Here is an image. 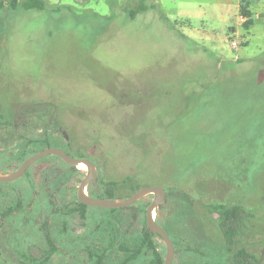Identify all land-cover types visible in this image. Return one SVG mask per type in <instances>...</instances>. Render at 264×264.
I'll use <instances>...</instances> for the list:
<instances>
[{"label": "rangeland", "instance_id": "obj_1", "mask_svg": "<svg viewBox=\"0 0 264 264\" xmlns=\"http://www.w3.org/2000/svg\"><path fill=\"white\" fill-rule=\"evenodd\" d=\"M24 1L0 11V171L19 163L3 156L13 154L16 131L21 146L52 128L54 139L33 145V154L64 147L53 129L60 125V141L67 135L72 151L96 161L102 180L119 182L115 198L137 186L166 187L168 205L155 218L177 242L172 264L231 259L217 213L206 208L217 204L247 213L229 248L245 245L264 260V10L246 28L239 0H44L41 9ZM56 160L42 156L20 178L0 182V212L27 205L0 221V264L164 258L158 237L155 251L142 241L140 208L152 194L127 208L62 206L64 216L31 198L29 186L39 195L44 184L34 182L33 168L38 163L41 180ZM43 178L54 175L46 170Z\"/></svg>", "mask_w": 264, "mask_h": 264}, {"label": "flooded vegetation", "instance_id": "obj_2", "mask_svg": "<svg viewBox=\"0 0 264 264\" xmlns=\"http://www.w3.org/2000/svg\"><path fill=\"white\" fill-rule=\"evenodd\" d=\"M52 102V101H51ZM52 106L54 107V109H55V111H56V114H55V117H56V119H59V116H58V114H57V112H58V107H60L59 106V104H57L56 102L54 103V102H52ZM24 107H28V106H24ZM57 108V109H56ZM60 110H61V107H60ZM46 115H38V117L39 118H41L42 119V117H43V119H44V117H45ZM60 116H61V114H60ZM6 117H9V116H6ZM16 117V116H15ZM19 118V117H18ZM51 118V117H50ZM15 119H17V118H15ZM9 122V121H8ZM16 122H18V121H16ZM53 124V123H52ZM15 125H17V124H13V126H15ZM48 127H50V125L48 126ZM55 128V139H56V141H58V142H63V144L62 145H64V147H59V148H61V149H63L64 151H65V153L66 154H68V155H70V156H73V155H71L70 154V151H72L71 149H70V145H69V140H68V137H67V135L63 138V140H59V137L57 136L58 134H59V128H60V125H53V129ZM52 130V128L50 127L49 129H48V131H46L44 134V136L43 137H40V138H46L47 139V141H49L50 139H54L53 137H50V135H49V133H50V131ZM19 136V137H18ZM41 136V135H40ZM20 139H22L21 138V134L19 133V131H16V133L13 135V142L8 146V148H12V149H14V151H13V153L14 152H17V151H19V148L20 149H23V150H25L26 152H27V149H29V151L32 149V146L33 145H36L37 144V142H34V144L33 143H31V145L30 146H27L26 145V143H27V139L28 138H24L23 140H21V146H18V145H16L17 144V141L18 140H20ZM15 140V141H14ZM41 142V141H40ZM39 143V142H38ZM42 143H44L43 141H42ZM55 147H58V146H55ZM43 148H45V147H43ZM43 148H41V149H43ZM40 149V150H41ZM39 151V150H38ZM38 151H36V152H38ZM35 152V153H36ZM72 152H74V153H76L75 151H72ZM29 155L28 156H30V155H32V154H30V152L28 153ZM34 154V153H33ZM48 155V154H47ZM54 155V154H53ZM5 156H7V155H5ZM27 156V157H28ZM60 161H62L63 163H64V165L62 166L61 164L60 165H58L59 164V162L60 161H58V160H56V162L54 163H52L51 165H49L47 168H45L43 171H42V179L40 180V179H37L36 177H35V172L37 171V170H40V169H38L39 168V165H38V163H37V166L36 167H34L33 168V172H32V176L34 177V182L35 183H37L38 185H40V184H42V183H44V184H42V189H41V191H40V194L39 195H37L36 193H34L33 192V187H30L29 186V190H30V197L32 198H37V197H41V201L39 202L40 204H41V202L43 201V200H45L46 202H44V203H49V204H51V207L53 206L54 207V210H57L56 212H58L60 215H62V216H64V215H66V211H63V208H62V206H64V207H68V206H70L69 208H67L68 210H70V209H72L73 211H84V209H86V208H90V207H96V206H88V205H86L87 207H82L80 204H79V202H81L79 199H78V197H77V187H78V185H79V183H80V181H81V179L85 176V170L86 169H84L85 167L84 166H81V165H79L78 166V168L76 169V167L77 166H72V165H69V164H67L65 161H63L60 157H58L57 155H55ZM73 157H83V158H87V159H89L90 161H92L94 164H95V166H96V173H97V175H96V179H95V182H92V181H90V182H88V184L86 185V190H87V192H88V194L90 195V196H92V197H100V198H108V197H106V196H97L99 193H100V191H102L103 189H101V187L103 186V183H105V182H108V181H112V180H102L101 179V177L99 176V173H100V169H99V167H98V164L96 163V161L91 157V156H89V155H86V154H77L76 153V155L75 156H73ZM3 158V157H2ZM25 159V158H24ZM23 159V160H24ZM22 160V161H23ZM21 161V162H22ZM20 161H19V163H18V165L21 163ZM35 162V161H34ZM33 162V163H34ZM33 163L31 164V165H29V166H33ZM17 165V166H18ZM34 165H35V163H34ZM17 166L16 167H8V165H7V171H11V170H14L15 168H17ZM29 166L27 167V168H29ZM26 168V169H27ZM68 170V169H70V171L67 173V174H65L66 173V171L65 170ZM82 170L81 172L82 173H79V171H77V170ZM46 170H50V172L54 175V178H53V180H47V179H45V178H43V175H44V173H45V171ZM7 171H3V172H7ZM26 171V170H25ZM25 173V172H24ZM23 173V174H24ZM66 175V177L65 178H62L63 176H65ZM23 176V175H22ZM48 176H50V174L48 175ZM21 177V176H20ZM20 177H18V178H20ZM17 178V179H18ZM16 180V179H15ZM71 180H75L76 181V183H75V186H74V188H72V189H67L68 187L66 186V184L68 183V182H71ZM13 181V180H12ZM2 183H4V182H2ZM66 183V184H65ZM36 184V185H37ZM119 184V183H118ZM35 185V186H36ZM102 185V186H101ZM116 186H118V185H116ZM67 187V188H66ZM115 187V186H114ZM112 189H113V186H112ZM165 189V188H164ZM35 192H37V190H35ZM57 192V193H56ZM134 192V191H133ZM132 192V193H133ZM131 193V194H132ZM165 193H166V190H165ZM114 195H116V194H114L113 193V197L111 198V199H113V198H115L114 197ZM130 195V194H129ZM129 195H127V196H129ZM149 195V194H148ZM127 196H125V197H127ZM147 196V195H146ZM145 196V197H146ZM68 197H72L73 198V202H75V203H77V205H76V207L74 206V203H72V202H70L69 200H67V198ZM152 197H153V195H152ZM152 197L149 199V201H148V203L151 201V199H152ZM121 198H124V197H121ZM144 198V197H143ZM143 198H141V199H143ZM140 199V200H141ZM140 200H138V201H136V202H134V203H132L131 205H129V206H127V207H132V206H134V205H136ZM64 201V205H60L58 202H63ZM165 201H166V203H167V205H168V201H167V194H166V197H165ZM67 202L68 203H71L70 205H67ZM82 203V202H81ZM84 204V203H83ZM26 205V204H25ZM148 205V204H147ZM146 205V206H147ZM167 205L166 206H163V205H160L157 209H158V211L160 210V209H166V207H167ZM27 206V205H26ZM25 206V207H26ZM126 207V208H127ZM28 208H29V206H28ZM101 208V207H100ZM102 208H104V207H102ZM120 208H124V207H120ZM75 209V210H74ZM114 209H117V208H114ZM146 209V208H145ZM156 209V210H157ZM13 212H16V211H13ZM247 214V213H246ZM8 215V212H6V210L4 211V210H1V212H0V221H3V218H5L6 216ZM84 218H86V215H85V213H84ZM156 219V218H155ZM243 219V217L242 218H240L239 219V222H238V229H239V224H240V221ZM157 221V220H156ZM158 222V221H157ZM146 223V222H145ZM162 227H163V225L160 223V222H158ZM43 224V223H42ZM43 226H44V224H43ZM42 226V227H43ZM45 228H44V231H43V235H44V237H45V239H46V241H48V242H51V244H53L54 245V243H53V240H52V236H51V234H50V231H49V228H48V226H44ZM164 228V227H163ZM42 229L43 228H41V232H42ZM165 229V228H164ZM237 229V230H238ZM150 230V229H149ZM165 231H166V229H165ZM239 231V230H238ZM167 232V231H166ZM168 233V232H167ZM238 233V232H237ZM169 234V233H168ZM237 235V234H236ZM235 235V236H236ZM170 236V235H169ZM170 238H171V236H170ZM159 239H160V237H159ZM172 239V238H171ZM161 240V239H160ZM162 241V240H161ZM172 241H173V239H172ZM173 244H174V242H173ZM174 246H175V244H174ZM225 246H226V249L230 252V257H231V259H226V262H227V264H248V263H250V259H249V257H250V252L248 251V249H247V247L245 246V245H243V247H238V248H236V249H231V248H233L232 247V245H231V248H229V246H227L226 245V243H225ZM240 252H243L244 253V255H245V259H243V260H238V259H236V255L238 254H240ZM174 254H175V248H174ZM174 259V258H173ZM264 260H260V259H258V260H255L254 262H255V264H259V262H260V264H264V262H263ZM172 264V263H171Z\"/></svg>", "mask_w": 264, "mask_h": 264}, {"label": "water", "instance_id": "obj_3", "mask_svg": "<svg viewBox=\"0 0 264 264\" xmlns=\"http://www.w3.org/2000/svg\"><path fill=\"white\" fill-rule=\"evenodd\" d=\"M47 154H54L60 157L67 164L72 166H78L79 163H84L86 166L85 176L81 179L77 187L78 199L88 205L104 208H120L127 207L132 203L140 200L148 194H152L153 197L148 203L145 209V222L151 232L156 233L162 240L165 247V255L163 264H171L174 258V244L169 234L165 229L156 221L155 211L160 206H166L165 201L166 193L162 186H142L136 189L132 194L124 198H100L92 197L86 190L88 182H95L97 171L95 164L87 158L73 157L65 153V151L59 147H45L38 152L26 157L14 170L3 172L0 171V182H8L17 179L22 176L26 168L34 161Z\"/></svg>", "mask_w": 264, "mask_h": 264}, {"label": "trees", "instance_id": "obj_4", "mask_svg": "<svg viewBox=\"0 0 264 264\" xmlns=\"http://www.w3.org/2000/svg\"><path fill=\"white\" fill-rule=\"evenodd\" d=\"M17 4H18V0H0V11H2L4 9L14 10L16 8ZM22 6L26 9H31V8L41 9L44 7V0H25L22 3ZM138 10L139 11L144 10V8H143V6H141V4H139ZM240 11L242 14L249 16V12L247 10L241 9ZM134 14H135V12H131L130 16L132 17ZM250 24H251V20H247L243 25L246 28H248L250 26ZM1 115L2 114L0 113V116ZM31 141H34L37 143L40 141L41 142L43 141L44 143L48 142L46 138H28L26 145L30 146L32 143ZM29 152H30L29 149H27V152H26L25 150L19 148V151L14 152L10 156H8V155L7 156L3 155V156L8 157V158L14 157V158H17V160L21 162L24 158H26L29 155L28 154ZM252 156L254 158L256 157L255 154H253ZM229 160H230V158H229ZM229 160H228V162H229ZM3 171H6V170H3ZM77 171H79V173H82L81 172L82 170L78 169ZM181 178H178L175 180L173 179V180L175 182H178V183L179 182L186 183L188 181H191L194 177L190 178V180H188V179L182 180ZM122 182H125V179L122 180ZM118 183H119L118 181H108V182L103 183V186L101 185L102 186L101 189H103V190L100 191V193L97 196H106L108 198H112L113 197L112 186L114 187V186L118 185ZM138 188H139V186L135 187L133 189V191H135ZM142 201H143V199H141L139 202H142ZM79 204L82 207H87L85 204H83L81 202H79ZM147 204H148V201H146L145 204L143 205V207L140 208L141 218H142V222L144 224L143 225L144 230L142 232V234H143L142 235V241H143V243H147L148 245H150L151 248L155 251L157 245H156V243H154L153 237L159 238V236L156 233L151 232L145 223V208H146ZM24 208H25V203L24 204H17L15 206H12L10 208H6L3 210L4 211L6 210V212L11 213L13 211H19V210H22ZM206 208H208V211L210 214L217 213L216 221H217V224H218L220 231L222 232L225 243L228 246V244L233 242L234 237L238 232L237 229H238L239 219L242 218L243 215L246 214V210L242 206H237V205L228 206V205H224V204L208 205ZM173 242H174V244L177 243L176 240H173ZM235 257L238 260L239 259L240 260L245 259V255L243 252H240V254L239 255L237 254ZM249 259L251 261L248 264H255L254 261L258 260V258L256 256H254L253 254H250ZM163 260H164V258H162V256L158 252H156L154 257H152L149 260L148 264H163Z\"/></svg>", "mask_w": 264, "mask_h": 264}, {"label": "crops", "instance_id": "obj_5", "mask_svg": "<svg viewBox=\"0 0 264 264\" xmlns=\"http://www.w3.org/2000/svg\"><path fill=\"white\" fill-rule=\"evenodd\" d=\"M256 0H239V21L244 24L247 20H251V24L254 22V19H259L261 17V13H258L256 10H264V0L262 2H255ZM260 3V5H259ZM241 9L247 10L249 12V16H246L241 13ZM262 19L264 22V11L262 12ZM244 16V21L240 20V16ZM250 24V25H251ZM231 31H234L231 29Z\"/></svg>", "mask_w": 264, "mask_h": 264}, {"label": "built area", "instance_id": "obj_6", "mask_svg": "<svg viewBox=\"0 0 264 264\" xmlns=\"http://www.w3.org/2000/svg\"><path fill=\"white\" fill-rule=\"evenodd\" d=\"M240 20L244 21V16L243 15L240 16ZM236 45H237L236 42L232 40L231 41V46L235 47Z\"/></svg>", "mask_w": 264, "mask_h": 264}, {"label": "bare ground", "instance_id": "obj_7", "mask_svg": "<svg viewBox=\"0 0 264 264\" xmlns=\"http://www.w3.org/2000/svg\"><path fill=\"white\" fill-rule=\"evenodd\" d=\"M79 165L84 166V167H85L84 169H86V166H85L84 163H79L78 166H79Z\"/></svg>", "mask_w": 264, "mask_h": 264}]
</instances>
